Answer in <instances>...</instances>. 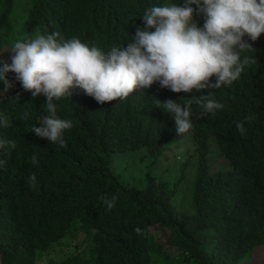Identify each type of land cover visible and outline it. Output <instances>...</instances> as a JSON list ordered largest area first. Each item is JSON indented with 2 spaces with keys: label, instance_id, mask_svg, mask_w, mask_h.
Segmentation results:
<instances>
[{
  "label": "trees",
  "instance_id": "trees-1",
  "mask_svg": "<svg viewBox=\"0 0 264 264\" xmlns=\"http://www.w3.org/2000/svg\"><path fill=\"white\" fill-rule=\"evenodd\" d=\"M184 3L28 0L27 18L16 28L10 20L15 0H0V42L11 48L19 40L59 33L58 39L76 37L107 53L135 42L151 7ZM191 7L193 20L203 27L206 15ZM243 40L252 49L241 51V59L254 62L230 85L178 93L156 81L104 103L72 87L70 95L53 101L57 116L72 121L62 133L63 146L32 131L49 114L47 97H34L14 72L7 73L12 87L0 81L1 264H39L56 250L50 264L252 262L254 250L264 246V33L255 41L245 34ZM201 96L223 107L206 113L194 102ZM168 99L181 106L192 102L188 132L199 158L190 209L176 200L188 162L176 180L149 172L146 187L130 185L111 169L114 152L146 148L157 157L182 140L174 116L162 109ZM237 123L244 124V134ZM212 139L230 168L210 165ZM10 141L15 148L4 143ZM113 196L117 200L108 209L105 200ZM159 229L167 231L168 246L156 237ZM72 243L73 251L58 248Z\"/></svg>",
  "mask_w": 264,
  "mask_h": 264
},
{
  "label": "clouds",
  "instance_id": "clouds-1",
  "mask_svg": "<svg viewBox=\"0 0 264 264\" xmlns=\"http://www.w3.org/2000/svg\"><path fill=\"white\" fill-rule=\"evenodd\" d=\"M193 4L198 6L199 13L206 15L203 27L193 20ZM143 19L146 27L137 30L134 43L126 48L113 46L107 53L96 46L89 47L76 37L58 39L59 33L38 35L13 44L11 63L0 60V81L11 88L12 82L6 74L14 72L23 88L34 97L41 93L47 97L49 114L40 127L33 126L36 135L61 146L65 144L62 133L72 127V121L57 116L53 101L70 95L69 90L74 86L104 103L124 99L137 88H148L156 81L178 93L230 85L245 66L254 62L248 56L241 59L240 53L252 49L243 40L245 34L255 41L264 33V0H202V3L185 0L183 6H153ZM213 76L216 80L211 83ZM194 102L202 105L206 113L223 107L206 96ZM191 103L181 106L172 99L164 101L162 109L174 116L179 135L192 128ZM236 127L241 134L245 133L243 123H237ZM4 143L16 147L14 141ZM32 160L37 162L36 155ZM30 180L35 183V174ZM116 200L115 196L106 199L107 208L114 207Z\"/></svg>",
  "mask_w": 264,
  "mask_h": 264
},
{
  "label": "rangeland",
  "instance_id": "rangeland-1",
  "mask_svg": "<svg viewBox=\"0 0 264 264\" xmlns=\"http://www.w3.org/2000/svg\"><path fill=\"white\" fill-rule=\"evenodd\" d=\"M27 8L28 0H15V6L10 14V20L16 25V28H20L27 18ZM10 49L9 47L2 46L0 42V58L9 64L11 63V56L13 55ZM210 145L209 158L210 165H212L213 169L230 168L231 163L219 153L220 148L218 149L217 142L212 139ZM198 158L199 154L195 138L191 132L187 131L184 133L181 141L162 151L159 157L153 156L146 148L114 152L112 155L111 169L130 185L146 187L148 184L147 174L149 172L161 175L167 180H176L181 174L182 165L188 162L186 177L179 185V195L176 200L183 209H190L192 208L193 185L197 177L196 165ZM155 234L164 245L168 246L165 242L167 238L166 230H156ZM74 247L75 244L72 243L70 247L63 245L58 248L65 251H73ZM171 251L174 252L173 249ZM58 254L57 250L48 253L40 260L39 264H50V257ZM244 264H264V246H258L252 254V262H245Z\"/></svg>",
  "mask_w": 264,
  "mask_h": 264
}]
</instances>
